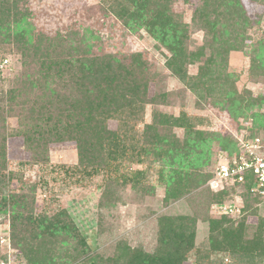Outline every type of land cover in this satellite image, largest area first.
Returning a JSON list of instances; mask_svg holds the SVG:
<instances>
[{"label": "rangeland", "instance_id": "obj_1", "mask_svg": "<svg viewBox=\"0 0 264 264\" xmlns=\"http://www.w3.org/2000/svg\"><path fill=\"white\" fill-rule=\"evenodd\" d=\"M16 1L20 9H31L27 20L34 34L39 32L49 38L67 32L78 34L74 38L84 35L88 56L111 54L125 63L130 57L145 62V72L137 77L147 82L149 102L137 119L129 109H121L105 120L110 131L124 133L125 146L139 140L138 154L132 152L128 157L131 151L127 149L122 155L121 147L108 146L106 141L98 143L96 139L94 149L89 150L93 155L84 163L79 161L72 140L50 143L40 147L38 153L32 151L34 143L26 142L20 132V127L29 121H22L25 111L15 104L10 110L3 103L6 121H0V142L5 143L0 175V264H28L18 242L20 237L31 240L34 248L41 240L51 241L54 235L66 240L64 245H56L59 264H81L89 256L94 257L87 264H117L127 257L126 247L155 250L160 219L177 233L184 227V239L192 240L191 245L181 249L182 264H243L239 256L234 258L223 249L216 229V223L224 220L225 226L232 223L239 227L243 195L239 184L219 178L216 168L224 165V158L239 155V137L264 133V103L254 110L256 118L239 117V97L264 98V76L256 74L257 69L251 66L253 49H259L257 42L264 35V0H240L249 19L245 28L232 20L226 9L217 8L220 0L210 1L206 7L204 0H159L160 18L152 32L143 24L125 27L124 17L123 22L112 17L110 7L120 8L113 4L115 0ZM139 8L141 13L155 9L153 3ZM169 32L181 38L185 56L181 76L167 68L166 61L172 55L167 45ZM2 42L0 92H8L20 86V79L27 74L33 76L38 70V56L25 61L17 51L7 53L9 43ZM239 42H243L244 49L226 51L230 44ZM199 49L202 54L196 58ZM193 83L201 86L198 94L190 90ZM209 83L210 89H204ZM50 87L60 92L59 85ZM28 96L32 100V94ZM32 104L27 103V108ZM153 115L163 117L165 122L170 117L178 126L155 124ZM150 123H154L153 133L161 138L160 154L151 151L153 144L144 136L145 125ZM197 133L201 137L211 134L209 161L195 172L197 175L182 182L174 198L165 201L166 189L172 192L177 187L176 178L171 180V171L164 164L166 157L161 155L169 149L165 139L173 143L178 140L176 150L180 152L176 158L185 163L183 158L192 156ZM24 196L26 204L16 217L10 204ZM2 197L10 201L8 205L4 206ZM261 216L264 204L252 203L245 216L246 227L250 225L248 236L254 234ZM173 234L167 239L178 240ZM44 251L41 246L40 253ZM62 256L64 259H59ZM252 263L264 264V258Z\"/></svg>", "mask_w": 264, "mask_h": 264}, {"label": "trees", "instance_id": "obj_2", "mask_svg": "<svg viewBox=\"0 0 264 264\" xmlns=\"http://www.w3.org/2000/svg\"><path fill=\"white\" fill-rule=\"evenodd\" d=\"M210 1L215 3L217 0H204V7L210 5ZM129 2L131 0H128V2L127 0L122 2L115 0L113 4L120 6L121 9L116 10L110 7L111 16L119 20L124 17V22L121 21L125 27L143 24L152 32L154 25L158 23L160 18L157 14L161 12L159 0H133L132 3ZM150 3L154 4L155 9L141 13L140 10L142 9L139 6L144 7ZM214 5L216 6V4ZM219 6L223 10L226 9L225 12L231 14L232 20L239 21L237 22L239 26L243 24L245 28L247 24L249 25V19L246 16V11L242 9L240 0L229 2L228 0H220L217 8ZM102 10L105 12L104 9ZM29 13H32L31 9L27 6L20 9L18 1L0 0V28L5 24L4 30H0V42L9 43L7 53L17 51L25 61L28 58L31 59V56L34 60L37 55L39 65L38 70L33 74L34 77L27 74L24 79H20V86L8 92H0V113L4 108L3 103L8 104L10 110L14 109L13 105L15 104L19 106L20 111H25L21 115L22 121L26 118L29 121L28 124H23V129L20 127V132L26 142L34 143L32 151L36 153H38L40 147L44 148L50 143L72 140L75 142L79 161L84 163L92 157L93 152L89 153V150L94 149V140L98 139L96 140L98 143L106 141L108 146L121 147L119 150L122 155H126L127 149L131 151V153H127L128 157H132V152L138 154L140 152L139 140L134 139L129 146H125L122 142L124 133L110 131L106 127L105 120L111 113L121 109H129L128 112L131 113V116H136L137 119V115L143 110L144 104L149 102V99L146 98L147 82L140 76L137 77V74L145 72V62H139L136 57H133V59L130 57V61L125 63L111 54L105 57L88 56L87 50L89 48H86L83 44L85 43L84 35L74 38V35L77 36L78 34L67 32V34L56 33L54 37L49 38L39 32L34 34L33 31L31 32V22L27 20L31 17ZM170 32V37H167V45L172 51V55L166 61L167 68L171 69L174 75L181 76V64L185 60V56L181 51V38L177 33L173 35ZM242 43L239 42V45L230 44L226 51L232 49L241 51L244 49ZM257 46H259L258 50L251 48L255 50L251 66L257 69L256 74L264 76V35L258 40ZM201 54L202 50L199 49L195 57L197 58ZM0 59H2L1 56ZM52 84L59 85L60 92L51 89L50 85ZM193 84L190 90L198 94L201 86ZM210 85L209 83L204 89H210ZM37 91L39 92L37 93ZM30 93L33 96L32 100L28 96ZM23 95L26 97H22ZM29 102L33 104L28 109L26 105ZM262 103H264L263 97L259 100L239 97V117L256 118L257 113L254 110ZM35 105L36 108H34ZM169 118L165 122L166 120L163 117L153 115L155 124L165 125L167 123L178 126L172 118ZM0 121H6V116L3 113L0 115ZM154 123L145 125L144 136L147 141L153 144L151 151L160 154V151L163 150L162 147H158L161 138L160 135L158 137L153 133ZM198 133L192 143L191 158L187 156L183 158L185 163H179L176 158V153L180 152L179 149L176 150L178 140L175 139L173 143L165 139L169 149L161 155L164 158L166 157L167 163L164 162V164L171 171L169 173L172 174L170 176L171 180L174 177L176 178L174 185L177 186L174 187L175 191L172 192H170L171 188L166 189L165 201L174 198L178 194L182 182L197 175L195 172L209 161V138L211 134L208 133L207 137H201ZM3 141L0 142V175L4 169L2 164L5 161V143ZM221 146L226 147L224 142ZM142 150L146 151L147 149L142 148ZM237 150L239 152V149ZM167 183L169 184V182ZM249 188L248 183L239 188V193L243 195L242 205L239 209V227H233L232 223L225 226L223 224L226 222L225 220L216 223V229L221 234L223 249L229 251L234 258L239 256V263L243 264H253V261L262 262L264 258V216L257 220L254 234H251L252 236L247 235L250 225L246 227L245 224L246 212L250 210L252 203L263 204L260 198L249 191ZM11 198L13 199V197ZM12 201L10 204L11 210L12 212L15 211L14 215L16 214L15 216L18 217L20 209L26 204V197H21L16 202ZM9 202L4 198V206L8 205ZM15 207H18V210ZM232 221L229 220V222ZM159 222V235L155 250L147 252L142 249L126 247L127 257L117 264H182L184 255L181 249L187 244L191 245L192 240L189 237L184 239V227H181V232L177 233L173 228L169 229L167 225L163 224L161 219ZM171 234L177 235L174 237H178V240L171 237L167 239V235L171 236ZM33 235H35L34 232H32V237ZM53 237L51 241L41 240L39 242L40 246L36 244L34 248L31 240H26L24 236L20 237L21 241L18 242L26 262L28 264H59L56 261V245H64L66 240L63 237L57 238L58 235ZM84 242L87 243L85 240ZM84 242L82 241L83 246H86ZM41 246L45 250L43 254L40 253ZM93 257L89 256V259L83 260L81 264H87L92 261ZM59 259L64 258L62 256Z\"/></svg>", "mask_w": 264, "mask_h": 264}, {"label": "built area", "instance_id": "obj_3", "mask_svg": "<svg viewBox=\"0 0 264 264\" xmlns=\"http://www.w3.org/2000/svg\"><path fill=\"white\" fill-rule=\"evenodd\" d=\"M224 159V165L216 168L217 176L227 183H238L239 188L248 183L249 191L264 204V133L239 137V155Z\"/></svg>", "mask_w": 264, "mask_h": 264}]
</instances>
